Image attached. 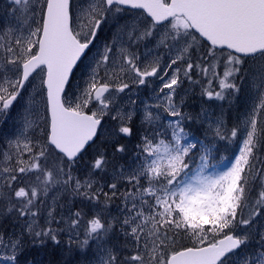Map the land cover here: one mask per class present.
Instances as JSON below:
<instances>
[{
  "label": "snow or ice",
  "instance_id": "1",
  "mask_svg": "<svg viewBox=\"0 0 264 264\" xmlns=\"http://www.w3.org/2000/svg\"><path fill=\"white\" fill-rule=\"evenodd\" d=\"M9 8L0 120L15 113L22 130L0 137V264H43L28 246L65 235L85 256L94 244L96 264H264V0ZM196 88L229 109L246 92L244 127L227 126L223 104L185 112ZM196 120L205 140L242 137L220 170Z\"/></svg>",
  "mask_w": 264,
  "mask_h": 264
},
{
  "label": "rangeland",
  "instance_id": "2",
  "mask_svg": "<svg viewBox=\"0 0 264 264\" xmlns=\"http://www.w3.org/2000/svg\"><path fill=\"white\" fill-rule=\"evenodd\" d=\"M79 4H85L86 5V0H77ZM11 9L9 8V0H0V22H7L11 20V16L9 15ZM105 39L104 34L101 35L100 43L102 44ZM143 51V50H142ZM123 95V94H121ZM132 97L139 98V100H147L148 97L145 95V91L141 89H137L135 86L133 87ZM241 99L239 102H234L232 104V107L229 109L228 105L226 102H220V101H215V102H208L204 103V100L199 96V88H196L195 90V95L192 96L190 95L189 98L186 100V106L188 108V105L192 110H187L186 112L191 114L193 117L200 116L201 119H203V115L201 112V109H207L209 112H215L216 114H219L221 111L220 105L223 104V111L225 115H228L230 117H234V122L232 123V126L235 124H239L241 128L244 127L245 121L247 119V113L249 111L250 105L252 104V100L249 98L248 94L242 93L241 94ZM140 107L142 108L143 105L141 104ZM238 107V110L236 109ZM233 111V112H231ZM225 119V118H224ZM198 123L197 126H200V121L196 120V123ZM232 126H229L231 128ZM204 127H207V124L204 125ZM21 120L17 114H13V118L8 120L7 124H4L2 120H0V137L4 139L6 142L9 139L14 138L15 135L19 134L21 131ZM198 135L201 140H204L205 143H207V140H212L213 141V146L214 150L218 149V146L221 145L222 148L218 152L212 153V155L215 157L213 161L221 163L219 165H216L215 163H212L213 168L209 169L208 171H216L220 170L224 165H227L229 161H232L233 156L238 154V149L241 144L242 137L228 142V141H223V140H218L214 139L211 135L207 137V140H205L204 135L202 134H196ZM261 159H264V155L261 156ZM234 162V161H233ZM118 208L117 209H112L113 215L117 214ZM65 237H67L65 235ZM80 240H83V236L80 237ZM96 246H95V251L96 253ZM90 264H96V256L92 258V262Z\"/></svg>",
  "mask_w": 264,
  "mask_h": 264
},
{
  "label": "trees",
  "instance_id": "3",
  "mask_svg": "<svg viewBox=\"0 0 264 264\" xmlns=\"http://www.w3.org/2000/svg\"><path fill=\"white\" fill-rule=\"evenodd\" d=\"M186 109L192 110L189 105L188 108L187 106L184 108L185 112ZM236 109L238 110V107ZM224 118L227 126H232V123L234 122V117L224 115ZM198 123L199 122L196 123V121L192 123V132L196 134H201L203 129H201V132L196 131L198 128H200V126H197ZM221 148L222 146L219 145L218 149L220 150ZM214 152L217 151L214 150ZM211 163H215L216 165L221 164L213 160L211 161ZM118 206L119 201L112 205V209H117ZM67 239V237H63L62 245L59 248L54 249L52 246H49L46 251L41 249L38 251V253L37 250L32 249L31 245H29L28 251L32 253L28 256L29 262H31L33 257H35L37 260L43 261V264H90L92 262V258L94 257L93 253L95 251V245H92L91 251H89L88 255L85 256L84 250L81 249L75 242L72 243L71 250L69 251L66 247Z\"/></svg>",
  "mask_w": 264,
  "mask_h": 264
},
{
  "label": "bare ground",
  "instance_id": "4",
  "mask_svg": "<svg viewBox=\"0 0 264 264\" xmlns=\"http://www.w3.org/2000/svg\"><path fill=\"white\" fill-rule=\"evenodd\" d=\"M242 98V97H241ZM192 114V113H191Z\"/></svg>",
  "mask_w": 264,
  "mask_h": 264
}]
</instances>
